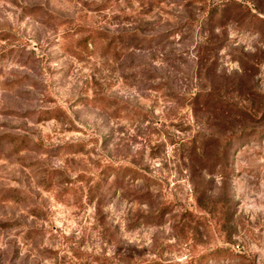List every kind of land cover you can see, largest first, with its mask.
<instances>
[{"label":"rangeland","instance_id":"obj_1","mask_svg":"<svg viewBox=\"0 0 264 264\" xmlns=\"http://www.w3.org/2000/svg\"><path fill=\"white\" fill-rule=\"evenodd\" d=\"M0 264H264V0H0Z\"/></svg>","mask_w":264,"mask_h":264}]
</instances>
